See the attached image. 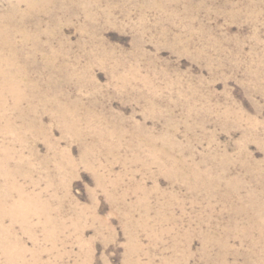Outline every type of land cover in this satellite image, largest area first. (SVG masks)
Listing matches in <instances>:
<instances>
[{
    "label": "rangeland",
    "instance_id": "374dc122",
    "mask_svg": "<svg viewBox=\"0 0 264 264\" xmlns=\"http://www.w3.org/2000/svg\"><path fill=\"white\" fill-rule=\"evenodd\" d=\"M0 264H264V0H0Z\"/></svg>",
    "mask_w": 264,
    "mask_h": 264
},
{
    "label": "bare ground",
    "instance_id": "6f19581e",
    "mask_svg": "<svg viewBox=\"0 0 264 264\" xmlns=\"http://www.w3.org/2000/svg\"><path fill=\"white\" fill-rule=\"evenodd\" d=\"M5 77H7V76H5ZM10 80H11V79L8 78V82H9ZM22 199H24V198H22ZM22 199H21L22 204L20 203V205H19L20 207H22V205H24L25 202H26V203H30L31 200H33V199H31V198H26L27 201H23Z\"/></svg>",
    "mask_w": 264,
    "mask_h": 264
}]
</instances>
